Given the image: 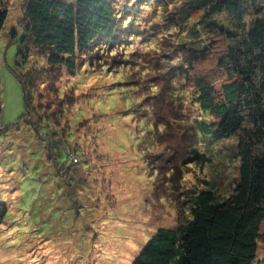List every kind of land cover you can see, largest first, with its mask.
Instances as JSON below:
<instances>
[{
	"label": "trees",
	"instance_id": "obj_1",
	"mask_svg": "<svg viewBox=\"0 0 264 264\" xmlns=\"http://www.w3.org/2000/svg\"><path fill=\"white\" fill-rule=\"evenodd\" d=\"M7 1L0 0V32L10 16ZM116 1L23 0L22 27L12 32L19 61L13 71L22 88L24 106L15 124L20 127L31 122L40 148L23 161L16 155L8 161L3 157L4 171L8 168L14 181L4 179L0 188V232L5 227L12 229L2 244L8 248L6 242L12 237L17 240L11 244L20 243L19 232L34 231L19 214L36 211V205L29 208L27 204L34 185L38 186L34 202L43 203L40 212L47 202L50 210L59 211L61 206L51 204L54 198L79 207L73 205L76 198L68 197V186H72L76 167L88 163L74 142L73 124H62L64 95L59 94L61 109L36 101L41 92L38 81L55 83V79L53 72H43L35 81L36 67L29 65L31 49L42 53L55 75L66 69L74 76L80 61L91 64L101 60H97L100 49L107 50L108 57L117 59L119 54L137 64L139 58L131 46L141 44L146 52L158 47L155 43L160 37H166L161 40L165 42L175 35L174 44L162 53L163 62L150 60L142 72L135 68L138 76L128 81L129 91L123 95L126 111L129 115L142 113L141 137L149 133L148 137L156 140L154 133L171 131L169 120L179 123L180 135L173 132L169 137L177 140L180 136L179 144L171 145L168 157L166 152L155 153L157 163L163 160L164 166L169 165L166 176L176 187L189 168L214 170L210 180H203L205 186L194 189L181 204L180 208L187 210L185 218L181 219L179 210L176 224L159 227L132 264H258L264 245V0H140L136 7L131 6L135 0H125L118 9ZM147 7L158 12L157 17L142 28L135 21L134 28H128L129 21L140 17ZM125 59L120 60L122 65L114 67L109 62L103 68L109 71L113 66L111 72L123 75L128 70ZM188 91L200 108L194 116L184 112ZM158 113L163 114L161 118ZM166 135L160 133L163 140ZM228 162L234 168L227 172L230 188L223 194L220 182L226 178ZM9 194L18 197L15 212L7 201ZM74 215L80 217V211L76 209Z\"/></svg>",
	"mask_w": 264,
	"mask_h": 264
},
{
	"label": "rangeland",
	"instance_id": "obj_2",
	"mask_svg": "<svg viewBox=\"0 0 264 264\" xmlns=\"http://www.w3.org/2000/svg\"><path fill=\"white\" fill-rule=\"evenodd\" d=\"M124 1L114 2L115 8H120ZM138 3L140 0H135L131 6L136 7ZM7 4L10 16L0 32V188L4 179L14 181V175L7 172L8 168L4 171L5 156L8 157L5 158L7 161L14 155L23 161L31 158V151L40 148L36 139L37 132L35 134V127L31 122L20 127L15 124L23 115L24 106L22 88L13 71L18 68L19 61L18 46L16 39L13 40L12 32H18L22 27L23 0H9ZM157 15L158 12L152 11V8H144L141 16L130 20L127 27L134 28L135 21L142 28L148 25L150 18H156ZM161 22L164 23L165 20L161 19ZM174 37L175 35H169L165 42L161 40L166 37H160L155 43L158 47L149 48V52H143L141 44L135 43L129 49L139 58L137 64H130L128 60L131 58L119 54L115 56L117 59L108 57L107 50L100 49L101 57H97V60H101H93L91 64L80 61L81 66L76 69L74 76L66 69H61L55 75V70L47 68L42 53L31 49L32 63L29 65L36 67L35 81L39 80L43 72H53L52 78L55 79V83L43 82L44 79L38 81L41 83V92L36 101L52 105V109H61L58 106V102H61L59 94L64 95V101L61 102L62 124H73L69 128L73 130L74 142H77L78 149L83 151L82 155L87 158L88 163L84 167H76L71 180L72 186H68V197L71 195L73 199L76 198L75 203L71 202L80 208L67 206L63 203L64 198H54L51 204L62 208L59 211L50 210V203L47 202L40 212L43 203L40 200L34 202L38 186L34 185L35 188L29 189L28 207L36 205L33 209L38 210V213L33 210L34 213L28 215L20 211L19 214L27 222L26 227L34 231L19 232L20 243L11 244L10 242L17 240L12 237L6 242L10 247L5 248L2 243L12 230L11 226L5 227L0 232V264H132L159 227L176 224L179 210L183 213L180 215L183 216L181 219L185 218L187 210L180 208L181 204L190 197L194 189L199 190L205 186L203 180H210L214 168L211 172L208 168L204 172L198 171V167L189 168L179 187H176L166 176L170 171L169 165L164 166L163 160L158 161L160 164L157 163L155 153L166 152L167 156L171 145L175 142L176 145L179 144L180 136L177 140L174 137L169 139L173 132L176 136L180 135L179 123L176 125L173 124L174 120H169L173 126L171 131L160 132L167 134L164 140L160 133H154L156 140L149 138V133L141 137L143 128L139 121L142 113L129 115L126 111L128 104L123 96L129 91L128 81L138 76L135 68L142 72L150 60L157 64L163 62L162 53L174 44ZM170 51V55H174L175 52ZM124 58L127 61L124 66L128 70L123 75H118V72L115 75L111 72L113 66L122 65L120 60ZM141 61L144 66L140 64ZM109 62L113 66L111 70L105 71L103 67L109 65ZM118 79L125 82L121 83ZM188 92L184 112L194 116L200 112V108L192 102L191 92ZM164 107L167 108L165 105ZM49 112L52 115V111ZM157 115L161 118L163 114ZM4 126L9 127L5 130ZM12 150L14 153H10ZM166 156L163 158L166 159ZM218 157L216 154L215 164ZM226 165V178L220 182L223 194L230 188L228 173L232 164L228 162ZM18 167L22 169L21 165H17ZM22 170L26 171L27 168ZM4 191L6 194L7 190ZM11 194L6 198L15 212L18 197L13 199ZM44 207L48 208L47 212ZM76 209L81 215L78 218L74 215ZM258 264H264V245L260 248Z\"/></svg>",
	"mask_w": 264,
	"mask_h": 264
}]
</instances>
